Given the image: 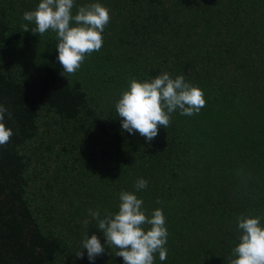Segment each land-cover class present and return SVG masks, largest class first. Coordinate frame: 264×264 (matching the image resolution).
<instances>
[{"label": "trees", "instance_id": "trees-1", "mask_svg": "<svg viewBox=\"0 0 264 264\" xmlns=\"http://www.w3.org/2000/svg\"><path fill=\"white\" fill-rule=\"evenodd\" d=\"M99 2L111 17L103 45L64 76L56 33L22 18L39 0H0V104L13 129L0 146V264H89L82 241L102 237L89 210L117 211L141 177L144 207L162 208L169 232L155 264H230L236 218L264 217V0ZM162 71L202 88L206 104L174 112L146 143L122 130L115 105L131 79ZM117 251L95 264H123Z\"/></svg>", "mask_w": 264, "mask_h": 264}, {"label": "clouds", "instance_id": "clouds-1", "mask_svg": "<svg viewBox=\"0 0 264 264\" xmlns=\"http://www.w3.org/2000/svg\"><path fill=\"white\" fill-rule=\"evenodd\" d=\"M22 18L34 23L30 29L34 34L42 36L48 30L56 33V59L61 75L66 76L75 73L87 55L101 49L103 32L111 17L110 9L99 0L79 6L76 0H39L37 7L25 11ZM24 29L29 30V24ZM205 104L202 88L187 81L183 74L173 76L162 71L150 79H131L115 108L123 131L138 133L151 143L161 127L167 128L174 112L192 116ZM6 114L10 115L8 108L0 104V146L13 135V129L5 123ZM148 183L141 177L133 191L121 190L115 212L89 210L102 237L86 233L79 258L84 257L86 250L89 264H95L106 246H111L118 249L116 256L122 258L123 264H155L157 253L161 262L167 259L169 232L164 210L154 208L148 212L138 195L148 188ZM84 224L87 226L88 220ZM236 227L238 243L232 249L230 264H264V217L241 214L236 218Z\"/></svg>", "mask_w": 264, "mask_h": 264}]
</instances>
